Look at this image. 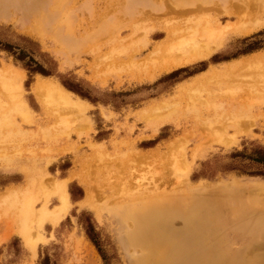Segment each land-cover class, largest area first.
I'll return each mask as SVG.
<instances>
[{"label":"rangeland","instance_id":"374dc122","mask_svg":"<svg viewBox=\"0 0 264 264\" xmlns=\"http://www.w3.org/2000/svg\"><path fill=\"white\" fill-rule=\"evenodd\" d=\"M186 2L0 0V42L51 74L28 77L0 52V264H134L140 252L119 243L121 225L109 208L152 198L209 226V257L182 264H264V165L244 157L264 150V0ZM204 17L225 28L213 52L161 70L178 53L151 55L155 48L169 31ZM253 43L261 48L242 54ZM12 75L23 111H8L2 85ZM67 81L97 102L67 90ZM53 84L84 110L48 103L43 86ZM77 178L94 190L98 215L79 206L85 192ZM54 180L67 181L68 213L26 231V244L19 207L3 197L20 188L22 199L37 195L35 210L44 201L53 210Z\"/></svg>","mask_w":264,"mask_h":264},{"label":"bare ground","instance_id":"6f19581e","mask_svg":"<svg viewBox=\"0 0 264 264\" xmlns=\"http://www.w3.org/2000/svg\"><path fill=\"white\" fill-rule=\"evenodd\" d=\"M193 1L198 0H187L188 3H194ZM205 2L212 3V0H205ZM219 27L215 19L212 20L209 17H204L203 19L185 24L183 28L181 26L174 28L173 31H169L168 36H170V38L166 39L157 49L155 48L151 55H157L161 51L178 53L177 56L174 54V57H172L168 63L162 64L161 70L163 71H170L184 64L204 58L213 52L215 48H212L211 45H214L218 37L224 34L225 28L221 30ZM178 33L180 34L177 37L176 34ZM216 34L217 38L215 37ZM11 82L14 83L13 75L10 76L9 79H6V81H3L2 85V89L6 93L11 104H13L11 105L12 107H8V111H23L25 105L19 93H17L20 91L18 87L19 84L14 83L17 85L16 86L11 84ZM43 88L45 90L46 100L48 103H53V106L57 105L75 113L84 110V104L86 103L79 99L73 100L71 98L72 95L67 93L58 84L43 86ZM42 96L44 97V95ZM5 107L2 108L5 109ZM2 108L0 109L2 110ZM0 122H2L1 118ZM232 123V128L237 126V122ZM74 176L77 177V175ZM78 180L85 192L84 200L79 206L91 208L98 215L100 210L95 205L94 190L87 181ZM50 184L51 191L54 195L56 194L58 200V206L53 210L48 208V203L46 201L43 202L40 209L35 210L33 202L37 195L22 199L19 196V192L21 191L20 188L8 190L7 195H4V203H9L13 207H19V214L15 220L18 227L20 226L19 228H21L19 231L20 236L22 235L26 238V231H31L30 229L33 227H36L38 231L42 230L45 222L56 225L68 213L70 202L67 192V181L54 180ZM167 198L168 197L164 198V200H167ZM140 203L139 205H134L132 208L124 209L120 207V205L109 208L116 214L118 217L117 221L119 225H121L119 243L127 248L135 246L140 252L134 264H182L191 257H197L199 259H207L209 257L206 254V249H208V247L205 244V239L206 235L210 233V230L209 226L206 225L204 221L198 219L197 216L193 214H187L188 209L187 211H185V209L179 210L177 213L166 210L162 208L158 198L143 199ZM194 206L193 204V207ZM109 209L107 208V210ZM216 222L217 221H215V223ZM214 226H217V223ZM35 230L36 229L33 231ZM29 243L27 237L26 244ZM158 258L163 260V262H160Z\"/></svg>","mask_w":264,"mask_h":264},{"label":"trees","instance_id":"16d2710c","mask_svg":"<svg viewBox=\"0 0 264 264\" xmlns=\"http://www.w3.org/2000/svg\"><path fill=\"white\" fill-rule=\"evenodd\" d=\"M256 35H260V33H258ZM255 36H253L252 38H254ZM247 40L248 39H244V41H247ZM260 48L261 47L256 45V43H253V45H251L250 48L242 54H248V53H251V52L258 50ZM0 52H5V53L11 55L14 58V61L16 63L20 64V66L28 73V77H32V75H35V74H39V75L44 76V77H48L51 75L37 61H35L33 59V57L28 55V53L25 52L23 49L14 47L8 43L0 42ZM216 62H218V61H215V63ZM201 65L204 66V64H201ZM204 70H205V68L203 67L202 69L198 70L195 73H200ZM61 84L67 90L78 95L80 98L85 99L88 102L93 103V104L97 102V100L92 98L88 92L84 91V89L79 84L73 83V82H68V81L67 82H61ZM234 156L235 157H241V156H243V154L236 153ZM244 157H246V159L251 160L254 163L264 165V150H262V149H256L253 151V153L251 155L244 156ZM71 195L73 196V193H71ZM89 238H90L91 242L98 249L94 240L91 239V237H89ZM98 251H99V249H98Z\"/></svg>","mask_w":264,"mask_h":264}]
</instances>
